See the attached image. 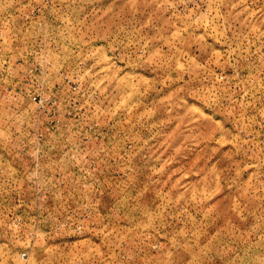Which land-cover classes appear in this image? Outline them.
<instances>
[{
	"label": "rangeland",
	"instance_id": "1",
	"mask_svg": "<svg viewBox=\"0 0 264 264\" xmlns=\"http://www.w3.org/2000/svg\"><path fill=\"white\" fill-rule=\"evenodd\" d=\"M0 264H264V0H0Z\"/></svg>",
	"mask_w": 264,
	"mask_h": 264
}]
</instances>
